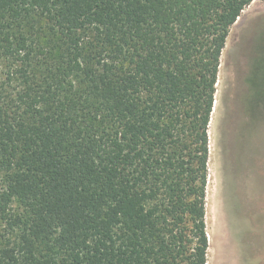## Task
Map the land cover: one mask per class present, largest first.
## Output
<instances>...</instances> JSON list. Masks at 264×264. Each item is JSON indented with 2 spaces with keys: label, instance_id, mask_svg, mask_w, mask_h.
Masks as SVG:
<instances>
[{
  "label": "trees",
  "instance_id": "trees-1",
  "mask_svg": "<svg viewBox=\"0 0 264 264\" xmlns=\"http://www.w3.org/2000/svg\"><path fill=\"white\" fill-rule=\"evenodd\" d=\"M253 1L0 0V264H206L219 61Z\"/></svg>",
  "mask_w": 264,
  "mask_h": 264
},
{
  "label": "rangeland",
  "instance_id": "rangeland-1",
  "mask_svg": "<svg viewBox=\"0 0 264 264\" xmlns=\"http://www.w3.org/2000/svg\"><path fill=\"white\" fill-rule=\"evenodd\" d=\"M250 5L264 11V1ZM245 47L250 74L222 112L226 90L218 81L208 124L206 264H264V19Z\"/></svg>",
  "mask_w": 264,
  "mask_h": 264
},
{
  "label": "crops",
  "instance_id": "crops-1",
  "mask_svg": "<svg viewBox=\"0 0 264 264\" xmlns=\"http://www.w3.org/2000/svg\"><path fill=\"white\" fill-rule=\"evenodd\" d=\"M255 1L251 2L250 4L254 3ZM250 4L246 7V9L244 8L240 16L236 19L235 23L231 26L226 38L224 48L221 52L216 80L217 84L221 79L224 85V89L226 90V97L224 98V101L221 105V112L222 110H226L227 104L230 105L228 101L232 100L229 98L227 100V95L232 94L233 96H235L236 94H238V86L243 85L242 81H245L244 77L250 74L248 66L246 64L247 55L245 51V44L249 33L255 28L258 21L264 19V11H262L263 9H260L261 6H257L259 8L258 10H253L250 9ZM216 91L214 94V101ZM235 97L237 98V96ZM251 100H254V98L248 99L246 102L248 103V101Z\"/></svg>",
  "mask_w": 264,
  "mask_h": 264
},
{
  "label": "bare ground",
  "instance_id": "bare-ground-1",
  "mask_svg": "<svg viewBox=\"0 0 264 264\" xmlns=\"http://www.w3.org/2000/svg\"><path fill=\"white\" fill-rule=\"evenodd\" d=\"M214 237V236H213ZM209 241V245H211V240H208ZM213 241V240H212ZM216 244V243H215ZM213 247V246H212ZM212 251V250H211ZM210 252V251H209ZM222 252V251H221ZM211 253V252H210ZM214 256H216V255H214ZM210 258V257H209ZM212 258H213V255H212ZM211 258V259H212ZM216 258H217V256H216ZM215 259V258H214ZM218 259V258H217ZM215 261H216V259H215ZM222 261V260H221ZM221 263V262H220Z\"/></svg>",
  "mask_w": 264,
  "mask_h": 264
},
{
  "label": "flooded vegetation",
  "instance_id": "flooded-vegetation-1",
  "mask_svg": "<svg viewBox=\"0 0 264 264\" xmlns=\"http://www.w3.org/2000/svg\"><path fill=\"white\" fill-rule=\"evenodd\" d=\"M249 102H254V104H255V101H254V100L248 101V104H249ZM250 108H251V107H250Z\"/></svg>",
  "mask_w": 264,
  "mask_h": 264
}]
</instances>
